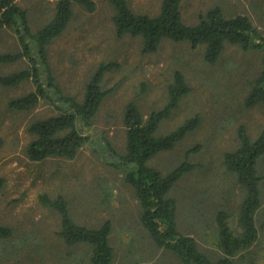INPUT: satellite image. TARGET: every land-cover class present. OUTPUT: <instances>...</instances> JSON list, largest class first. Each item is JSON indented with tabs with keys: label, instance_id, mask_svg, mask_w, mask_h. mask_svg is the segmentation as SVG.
<instances>
[{
	"label": "rangeland",
	"instance_id": "rangeland-1",
	"mask_svg": "<svg viewBox=\"0 0 264 264\" xmlns=\"http://www.w3.org/2000/svg\"><path fill=\"white\" fill-rule=\"evenodd\" d=\"M138 13L155 15L161 0H127ZM181 20L195 25L209 9L218 7L226 17L247 16L264 38V0H181ZM27 12L33 31L53 16L54 0H15ZM95 10L74 6L66 31L49 47L57 83L66 94L81 99L84 88L100 63H114L101 86L109 93L102 102L88 134L94 143L84 146L72 160L49 158L32 162L26 147L32 140L28 127L55 115L47 102L29 111L15 110L10 101L33 90L27 82L14 88L0 87V225L11 236L0 239V264H89L90 248L67 246L58 237L59 216L43 206L38 197L62 196L79 225L98 228L111 222L112 264H182L171 252L158 248L139 221L140 208L133 190L123 182L120 170L108 165L101 139L117 155L125 151L123 113L134 103L146 118L166 103L173 74H183L190 93L171 116L160 123L157 135L172 131L185 119L197 116L199 125L171 151L161 152L149 165L163 174L182 162L194 169L170 190L176 202L179 231L195 239L210 259L220 256L214 232V215L224 209L230 226L237 230L238 208L243 191L222 164L223 155L238 147L237 129L246 128L251 140L264 132V103L247 107L245 99L264 70V49L244 52L226 43L213 64L204 60V46L164 39L157 52L142 53L138 37H117L113 10L107 0H93ZM18 50L10 32L0 34V52ZM25 67L24 62L0 64V74ZM117 159V158H115ZM262 205L255 215L258 241L247 261L264 264V155L258 160Z\"/></svg>",
	"mask_w": 264,
	"mask_h": 264
},
{
	"label": "trees",
	"instance_id": "trees-1",
	"mask_svg": "<svg viewBox=\"0 0 264 264\" xmlns=\"http://www.w3.org/2000/svg\"><path fill=\"white\" fill-rule=\"evenodd\" d=\"M107 2L113 10L112 23L116 36L140 38L143 54L156 53L164 39L174 43L187 42L192 47L204 46V60L210 64L217 61L226 43L236 45L244 52L264 49V38L245 15L226 17L220 8L215 7L201 16L195 25H186L181 20V0H161L155 15L134 11L127 0ZM76 5L87 12L95 10L93 0H54L51 19L33 31L26 10L15 0H0V34L10 32L18 46L15 52H0V64L25 63L23 69L0 74V87L14 88L29 82L33 90L11 100L10 107L29 111L43 101L50 104L55 112V115L34 121L28 127L32 140L26 147V155L32 162L49 158L72 160L84 146L96 142L88 131L93 128L94 118L109 93L103 89L101 81L106 73L116 68V64L100 63L78 100L66 94L57 83L49 58V47L66 31ZM189 93L190 88L183 74L175 71L167 89L166 103L161 109L144 118L134 103L125 107L122 117L124 153L117 155L106 139H101V150L107 155L108 165L120 170L123 182L133 190L140 208V224L158 248L171 252L182 264H234L236 259L247 261V253L258 241L255 215L262 205L258 160L264 155V132L251 140L246 128L239 126L238 147L223 155L222 164L227 172L234 175L244 193L238 208L237 230L230 226V215L224 209H219L214 215L216 247L220 256L213 260L200 251L193 237L179 231L176 202L168 197L173 186L194 166L182 162L163 174L149 165L154 157L171 151L198 127L199 119L193 116L169 133L157 135L160 123L171 116L181 99ZM261 103H264V70L245 99L247 107ZM2 146L0 138V149ZM3 187L4 180L0 178V191ZM38 199L59 216L57 235L65 245L88 246L89 264H112L109 220L98 228L79 225L71 217L64 197L51 198L43 194ZM11 233L10 228L0 225V239L9 238Z\"/></svg>",
	"mask_w": 264,
	"mask_h": 264
}]
</instances>
